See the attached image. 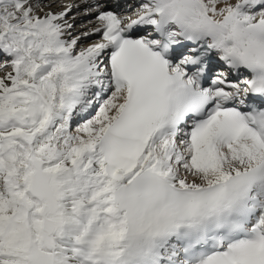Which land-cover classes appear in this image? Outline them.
Wrapping results in <instances>:
<instances>
[{"label":"snow or ice","instance_id":"1","mask_svg":"<svg viewBox=\"0 0 264 264\" xmlns=\"http://www.w3.org/2000/svg\"><path fill=\"white\" fill-rule=\"evenodd\" d=\"M0 264H264V0H0Z\"/></svg>","mask_w":264,"mask_h":264},{"label":"rangeland","instance_id":"2","mask_svg":"<svg viewBox=\"0 0 264 264\" xmlns=\"http://www.w3.org/2000/svg\"><path fill=\"white\" fill-rule=\"evenodd\" d=\"M71 15H76V13L73 12ZM91 19H92V17H86V18L77 19V20H76L75 29H74L73 34H74V35H75V34H79L80 31H81L82 29L85 28V26L88 24V21L91 20ZM96 37H97V36H93V37H91V38L88 39V40H81V44H82V45H86V44H88V43H92L93 39L96 38ZM95 40H96V39H95ZM95 40H94V41H95ZM94 41H93V42H94ZM92 114H94V113H92ZM77 122H79V121H77ZM75 126H76V124L74 123V124H73V128H75Z\"/></svg>","mask_w":264,"mask_h":264},{"label":"bare ground","instance_id":"3","mask_svg":"<svg viewBox=\"0 0 264 264\" xmlns=\"http://www.w3.org/2000/svg\"><path fill=\"white\" fill-rule=\"evenodd\" d=\"M102 2H104V0H102ZM107 2H109V3H112V2H113V0H107ZM99 38H100V37H99V36H97L96 38H94V39H93V41H94L95 39H96V40H98ZM93 41H92V42H93ZM85 118H87V117H85Z\"/></svg>","mask_w":264,"mask_h":264}]
</instances>
